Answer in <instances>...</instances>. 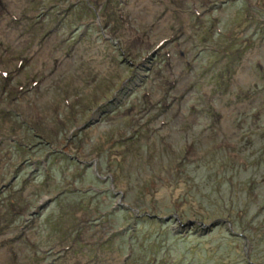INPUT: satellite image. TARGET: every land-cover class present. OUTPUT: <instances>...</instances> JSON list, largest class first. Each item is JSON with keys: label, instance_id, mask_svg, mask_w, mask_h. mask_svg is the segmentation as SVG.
I'll use <instances>...</instances> for the list:
<instances>
[{"label": "rangeland", "instance_id": "1", "mask_svg": "<svg viewBox=\"0 0 264 264\" xmlns=\"http://www.w3.org/2000/svg\"><path fill=\"white\" fill-rule=\"evenodd\" d=\"M0 264H264V0H0Z\"/></svg>", "mask_w": 264, "mask_h": 264}, {"label": "trees", "instance_id": "2", "mask_svg": "<svg viewBox=\"0 0 264 264\" xmlns=\"http://www.w3.org/2000/svg\"><path fill=\"white\" fill-rule=\"evenodd\" d=\"M213 179H214L213 175L212 176L206 175L205 179H203V182L205 183V186H213V184H214V182L212 181Z\"/></svg>", "mask_w": 264, "mask_h": 264}]
</instances>
